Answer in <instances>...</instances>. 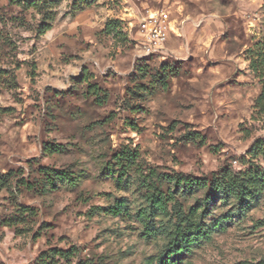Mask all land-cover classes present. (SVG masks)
<instances>
[{"label":"rangeland","instance_id":"374dc122","mask_svg":"<svg viewBox=\"0 0 264 264\" xmlns=\"http://www.w3.org/2000/svg\"><path fill=\"white\" fill-rule=\"evenodd\" d=\"M24 1L0 0V264H33L50 248L74 250L64 264H158L173 222L141 220L142 180L167 191L166 175L264 168L250 154L264 113L248 60L264 0H63L42 11ZM157 11L174 35L189 20L192 41L143 55L139 23ZM124 150L134 164L118 159ZM203 194L176 196L187 210ZM252 204L240 213L217 201L202 221L210 235L183 264L263 261L264 197Z\"/></svg>","mask_w":264,"mask_h":264},{"label":"trees","instance_id":"16d2710c","mask_svg":"<svg viewBox=\"0 0 264 264\" xmlns=\"http://www.w3.org/2000/svg\"><path fill=\"white\" fill-rule=\"evenodd\" d=\"M24 2L29 7L42 11L48 10V8L54 10L63 0H25ZM119 24L118 20L109 21L106 24V30L111 32ZM51 28V24L44 23L40 27V33H46ZM248 53L249 68L255 73L262 87L254 106L258 111L264 113V37L249 48ZM91 88L94 92L99 90L97 85ZM250 154L253 157L264 158V140L257 141L250 150ZM137 156L130 150H124L118 159L134 164ZM57 175L64 176L63 174ZM165 178L174 186V189L169 188L165 191L148 179H144L138 184V191L147 204L144 209L139 211L141 220L149 222L152 217L162 216L173 222L166 230L168 242L158 264H183L182 256L191 252L196 244L210 235V228L205 227L202 221L217 201L227 204L230 200H234L238 205L237 212L244 213L251 209L252 202H257L264 197V168L254 165L239 172L224 168L211 178L180 173L173 176L166 175ZM3 182H6V178L0 176V184ZM198 191H204L202 198L187 210L176 196V194L192 195ZM221 224L222 222L218 219L212 228ZM163 226L161 225V230H164ZM145 227L147 230H151L149 223H146ZM74 255L73 249L50 248L43 251L33 264H64L65 260L71 262ZM77 264L93 263L85 261ZM257 264H264V260Z\"/></svg>","mask_w":264,"mask_h":264},{"label":"built area","instance_id":"2783aa9c","mask_svg":"<svg viewBox=\"0 0 264 264\" xmlns=\"http://www.w3.org/2000/svg\"><path fill=\"white\" fill-rule=\"evenodd\" d=\"M171 30L170 16L166 11H157L145 16L139 23L142 54L166 52Z\"/></svg>","mask_w":264,"mask_h":264},{"label":"crops","instance_id":"0c3cea01","mask_svg":"<svg viewBox=\"0 0 264 264\" xmlns=\"http://www.w3.org/2000/svg\"><path fill=\"white\" fill-rule=\"evenodd\" d=\"M182 24L180 25V30H177V34L178 35H174V33L172 32L170 34V37L167 41V47L168 50H178V47L180 46L181 48L183 47V45L185 46L188 42L192 41L190 39V31H191V27L189 26L191 23L189 20L188 21H184L181 22ZM176 31V30H175ZM182 44H181V43Z\"/></svg>","mask_w":264,"mask_h":264}]
</instances>
